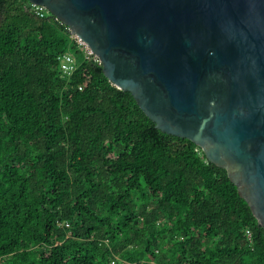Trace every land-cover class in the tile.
<instances>
[{"label": "trees", "instance_id": "16d2710c", "mask_svg": "<svg viewBox=\"0 0 264 264\" xmlns=\"http://www.w3.org/2000/svg\"><path fill=\"white\" fill-rule=\"evenodd\" d=\"M119 263L264 264V228L227 170L158 129L55 17L0 0V264Z\"/></svg>", "mask_w": 264, "mask_h": 264}, {"label": "water", "instance_id": "95a60500", "mask_svg": "<svg viewBox=\"0 0 264 264\" xmlns=\"http://www.w3.org/2000/svg\"><path fill=\"white\" fill-rule=\"evenodd\" d=\"M162 132L226 169L264 228V0H28Z\"/></svg>", "mask_w": 264, "mask_h": 264}, {"label": "built area", "instance_id": "2783aa9c", "mask_svg": "<svg viewBox=\"0 0 264 264\" xmlns=\"http://www.w3.org/2000/svg\"><path fill=\"white\" fill-rule=\"evenodd\" d=\"M31 8L41 18H46L51 16L45 7L31 4ZM56 21H58L61 25L65 26V29L69 34L70 38L77 44V47L84 53L86 59L94 61L98 65L102 66V62L100 58L89 48V46L79 36L72 33V29L70 27L64 25L58 19H56ZM58 62H59L60 70L63 76L66 78L71 77L78 67V62L76 57L70 52L60 55L58 57ZM65 227H69V223H66ZM247 234L249 237L251 236L249 231H247Z\"/></svg>", "mask_w": 264, "mask_h": 264}]
</instances>
